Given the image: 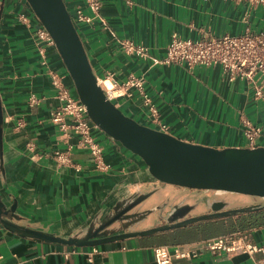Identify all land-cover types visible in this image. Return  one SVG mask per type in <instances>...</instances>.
Listing matches in <instances>:
<instances>
[{
  "label": "crops",
  "instance_id": "obj_1",
  "mask_svg": "<svg viewBox=\"0 0 264 264\" xmlns=\"http://www.w3.org/2000/svg\"><path fill=\"white\" fill-rule=\"evenodd\" d=\"M98 1L100 18L77 23L76 10L90 15L85 0H63L98 79L113 78L119 83L130 76L142 77L143 92L150 99L154 118L138 91H133L131 97L117 99V104L130 115L157 129L151 123L155 119L166 134L215 149L246 148L243 119L261 126L264 133V102L253 98L246 81L229 82L220 67L153 66L129 54L120 44L126 40L143 45L152 56L162 58L172 35L196 40L204 34L221 37L238 36L245 31L255 33L264 29V3ZM39 27L25 0H5L0 17V103L4 118L0 201L7 210L15 205L17 219H11L14 224L9 227L0 222V264H87L85 252L90 246L39 240L21 232L19 227L63 239H81L91 233L92 220V226L96 225L114 213L136 188H147L150 182L140 160L99 129H93V137L104 149V162L110 165L106 175H101L89 152L81 148L78 137L63 136L51 122L50 113L58 101L49 71L62 75L72 96L76 93L55 47L38 38ZM259 145L264 147V134ZM69 147L70 161L78 170L58 167L52 159L54 151ZM28 148L39 162L26 156ZM125 181L134 186L127 189ZM156 193L155 199L144 204L157 202L160 198ZM149 227L146 224L142 228ZM242 232L248 234L251 243L264 244V209L156 234L105 241L95 245L98 254L94 264H156L155 247L172 250L177 246H198L215 237ZM170 264H264V255L212 256L204 252L195 258L173 259Z\"/></svg>",
  "mask_w": 264,
  "mask_h": 264
},
{
  "label": "water",
  "instance_id": "obj_2",
  "mask_svg": "<svg viewBox=\"0 0 264 264\" xmlns=\"http://www.w3.org/2000/svg\"><path fill=\"white\" fill-rule=\"evenodd\" d=\"M25 1L52 37L55 49L91 123L122 150L142 162L144 175L150 185L147 188H136L135 193L124 199V203L128 202V204L117 213L107 214L94 226H92V220L89 226L91 233L81 239L77 237L63 239L41 231L19 227L21 232L43 241L95 246L109 240L151 235L184 228L193 223L264 209V147L215 149L196 145L160 132L150 123L134 118L122 105L117 104L116 99H109L99 84V79L92 70L87 53L63 0ZM0 113L2 125L1 103ZM25 154L34 163L40 160L36 159L29 150H26ZM2 155L1 127L0 168L4 172ZM99 173L106 175L104 172ZM123 184L127 186V189L134 186L129 181ZM153 184L157 185L156 188H153ZM151 188L153 190H149ZM186 192L200 195L195 204L191 205V201L187 200L186 205L178 208L179 205L176 203L178 199H171V196ZM154 193L157 196L159 193L164 194L159 198L171 203L175 208L170 213H165L164 216L160 213L165 221L164 225L149 227L139 232H133L126 226L123 227L121 234L110 231L113 224H122L126 221L130 223L147 222L150 217L152 218L155 213L151 212L154 209L142 210L151 205L141 207L155 197ZM207 193H212V195L208 196ZM227 195L239 196L240 204L244 199H249L254 203L228 208L229 203L225 200ZM201 201L206 202V212L185 218ZM14 211L15 205L7 210L0 201V222L3 226L9 227L14 224L11 221V219H17Z\"/></svg>",
  "mask_w": 264,
  "mask_h": 264
},
{
  "label": "built area",
  "instance_id": "obj_3",
  "mask_svg": "<svg viewBox=\"0 0 264 264\" xmlns=\"http://www.w3.org/2000/svg\"><path fill=\"white\" fill-rule=\"evenodd\" d=\"M251 1L264 3V0ZM85 4L90 15H85L82 10H76L75 21L77 23H90L100 18V2L98 0H85ZM20 19L26 21L24 16H20ZM37 36L46 45L55 47L52 37L41 23ZM120 44L129 54L145 59L153 66L178 65L188 69L195 66L220 67L229 82L246 81L252 88L253 98L256 101L264 102V29L255 33L245 31L238 36L215 37L204 34L196 40L181 39L177 35H172L162 58L152 56L149 49L143 45H135L126 40L121 41ZM49 76L58 101V106L50 113L51 122L57 126L63 136L78 137L81 148L89 152L94 168L100 172H108L110 165L104 162V149L92 135V130L97 127L89 120L85 107L77 95L72 96L70 90L64 85L62 75L49 71ZM98 81L109 99L131 97L133 91H138L154 118L155 111L150 106V99L143 92L142 77L130 76L119 83L115 79L109 78L107 80L110 84L109 87L105 85L106 80L99 79ZM155 121L152 119L151 123L160 132L165 133L163 126ZM242 124L246 148H258L260 146L259 139L264 134L262 127L253 124L248 119H243ZM27 150L32 152L29 148ZM70 150V147L66 151L56 150L52 159L58 166H72L78 170V166L73 165L70 161ZM204 252L212 256L222 253L226 255L262 253L264 255V244L251 243L248 234L242 232L215 237L201 242L198 246H177L172 250L166 246H158L153 249L156 264H170L173 259L195 258ZM97 254V247L90 246L85 252L86 263L94 264ZM67 256L68 254H64V257Z\"/></svg>",
  "mask_w": 264,
  "mask_h": 264
},
{
  "label": "flooded vegetation",
  "instance_id": "obj_4",
  "mask_svg": "<svg viewBox=\"0 0 264 264\" xmlns=\"http://www.w3.org/2000/svg\"><path fill=\"white\" fill-rule=\"evenodd\" d=\"M5 2V0H0V17H1V13H2V8H3V3ZM0 119H1V113H0ZM3 124H4V118H3V123L1 125V121H0V128L2 127V130H3ZM176 196L175 198L173 199H178L176 202L178 208L181 207L182 205H186V195H174ZM171 199H172V196H171ZM234 199L235 197H229L228 199H226V201L229 203V207L228 208H236V205L233 204L234 202ZM236 200V199H235ZM254 202H250L246 203V201L244 203H242L240 206H247L248 204H253ZM126 204H128V202H126ZM125 203H123L117 210L114 211V213H117L120 209H122L123 207L126 206ZM193 203H191L192 205ZM195 204V203H194ZM206 202H200L193 210H191L187 216L185 218H189V217H192L193 215H195L196 213H204L206 212ZM151 207V208H150ZM150 207L148 208H144V207H141V208H144L142 210H148V209H154V211H152L151 213H155L153 214L152 218L150 217V223H151V227H154V226H161V225H164L165 224V221L163 220V218L161 217L160 213H162V216H164L165 213H170L174 208V205L172 206L171 203H168V202H165V200L161 201L160 199V202L159 203H155V204H152ZM149 220H147V223L144 221H139V222H136V223H133V222H127L126 223H122V224H113L112 227H111V230L112 232H114L115 234H121L123 233V227L126 226V227H129L132 229L133 232H139V231H142L144 230L143 225H148L149 226ZM145 229H148V228H145Z\"/></svg>",
  "mask_w": 264,
  "mask_h": 264
},
{
  "label": "rangeland",
  "instance_id": "obj_5",
  "mask_svg": "<svg viewBox=\"0 0 264 264\" xmlns=\"http://www.w3.org/2000/svg\"><path fill=\"white\" fill-rule=\"evenodd\" d=\"M187 193V192H186ZM184 193V194H181V196H183V195H186V196H188V199H186V200H190L191 201V203H195L196 202V199H198L197 197L200 195V194H190V192L189 193ZM161 195H162V193H159L158 194V197H161ZM174 195H178L179 196V194H174ZM207 195L208 196H210V195H212V193H207ZM157 197V198H158ZM176 196H172V198H175ZM229 197H235V199H234V202H233V204H235L236 205V207H239V205H240V202H239V196H235V195H227V196H225V200L226 199H228ZM164 200V199H163ZM163 200H161V201H163ZM247 201H249L250 202V200L249 199H247ZM160 201H158L157 203H159ZM202 202V201H201ZM204 202V201H203ZM152 204H154V203H152ZM151 204V205H152ZM146 206V204H144V205H142V207H145ZM199 213V212H198ZM204 223V222H203ZM149 226H151V223L149 222Z\"/></svg>",
  "mask_w": 264,
  "mask_h": 264
},
{
  "label": "bare ground",
  "instance_id": "obj_6",
  "mask_svg": "<svg viewBox=\"0 0 264 264\" xmlns=\"http://www.w3.org/2000/svg\"><path fill=\"white\" fill-rule=\"evenodd\" d=\"M105 85L107 86V87H109L110 86V84H109V82L108 81H106L105 82ZM150 219V218H149Z\"/></svg>",
  "mask_w": 264,
  "mask_h": 264
},
{
  "label": "trees",
  "instance_id": "obj_7",
  "mask_svg": "<svg viewBox=\"0 0 264 264\" xmlns=\"http://www.w3.org/2000/svg\"><path fill=\"white\" fill-rule=\"evenodd\" d=\"M262 210V209H261ZM258 211H260V210H258ZM254 212H256V211H254ZM248 213H250V212H248Z\"/></svg>",
  "mask_w": 264,
  "mask_h": 264
}]
</instances>
